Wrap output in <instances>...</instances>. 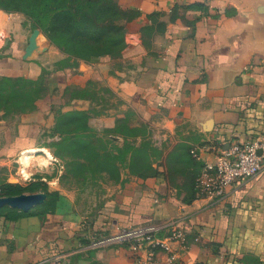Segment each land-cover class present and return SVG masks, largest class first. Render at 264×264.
<instances>
[{
	"label": "crops",
	"instance_id": "crops-1",
	"mask_svg": "<svg viewBox=\"0 0 264 264\" xmlns=\"http://www.w3.org/2000/svg\"><path fill=\"white\" fill-rule=\"evenodd\" d=\"M115 1L130 13L119 53L74 58L63 68L56 62L63 53L39 28L22 12L0 7V76L46 75L31 110L0 119V175L24 171L33 178L36 163L49 161L57 114L93 104L87 94L65 95V87L89 78L110 87L117 107H131L139 118L157 112L177 136L195 130L193 151L180 143L177 152L183 139L169 133L174 141L155 171L122 176L90 219L61 189L50 211H0V264H144L124 245L82 244L86 221L103 232L143 227L161 236L182 227L185 245L157 249L156 264H264V162L218 198L198 196L193 186L202 164L214 158L212 145L264 137V0ZM45 148L48 156H40ZM92 236L90 229L86 237Z\"/></svg>",
	"mask_w": 264,
	"mask_h": 264
},
{
	"label": "rangeland",
	"instance_id": "rangeland-1",
	"mask_svg": "<svg viewBox=\"0 0 264 264\" xmlns=\"http://www.w3.org/2000/svg\"><path fill=\"white\" fill-rule=\"evenodd\" d=\"M84 1L82 0V4ZM85 2L90 3L91 7L95 4V0ZM129 14L126 10L114 21L101 20L99 23L117 22L124 26ZM47 26L50 24L48 23ZM51 34L53 36L54 33ZM116 52L115 50L113 55H116ZM56 62L61 68L77 63L74 58L62 57L56 59ZM114 66L122 68L125 64L116 61ZM75 72L73 69L70 70L71 74L75 75ZM45 78L44 73L37 78L0 77V119H12L21 112L31 110L35 102L33 100H36L40 94V88H45ZM78 94L90 96L92 107L86 112L85 117H81L83 121L80 124L78 123L80 117H72L68 121L67 118L64 119L66 122L64 121L63 126L71 130L68 136L80 135L83 142L77 143L67 139L59 143L51 141L49 144L52 152L48 151L49 156L47 148L43 149V154L40 155L48 156L49 161L43 163L39 161L41 165L36 163L38 172L33 178H24L27 174L22 171L17 173L21 178L18 180L16 174L8 175L3 171L0 179L21 183L22 192L43 191L40 189L43 188V184L48 189L71 191L90 219L89 217L97 213L99 207L103 205L114 184L122 176L132 173L131 170L147 172L157 167L166 149L174 141L169 133L183 139L176 142L177 152L183 146L188 147L190 153L191 140L199 137L195 130H191L185 136H182L183 133L177 136L170 128L159 122L160 117L157 112L151 113L149 118L144 119L137 117L131 107H117L115 98H112V89L103 84L99 85L93 79H87L84 85L71 82L65 87V95ZM63 99L67 97L64 96ZM181 131L182 129L178 130ZM180 143L183 145L180 146ZM26 156L27 153L21 157L24 163H27ZM14 168L15 162L12 164L13 172H15ZM30 181L40 184L31 190Z\"/></svg>",
	"mask_w": 264,
	"mask_h": 264
},
{
	"label": "trees",
	"instance_id": "trees-1",
	"mask_svg": "<svg viewBox=\"0 0 264 264\" xmlns=\"http://www.w3.org/2000/svg\"><path fill=\"white\" fill-rule=\"evenodd\" d=\"M85 1L82 4V0H0V7L8 11L22 12L30 21L31 26H38L50 42L62 51L63 59H90L100 54L113 55L115 50L117 51L116 54L119 53L124 45V26L117 24V22H113V24L99 23V21H114L125 13L126 10L120 8L115 0H95V4L92 7L90 3L87 4ZM48 23L50 26H47ZM49 32H53V36ZM0 77L26 79L22 75H4ZM43 90L44 88H40V94ZM86 112L81 109H71L57 114L55 124L52 128L54 133H51L49 143L51 141L59 143L64 139L82 143L83 140L80 139L82 138L80 135L79 137H75V135L68 136L71 130L68 127H64L63 124L66 118V121H68L72 117H80L79 120H81L79 122L77 121L80 124ZM153 171H155V167L147 172L131 170L132 173L138 175L148 174ZM29 183L32 186L31 190H34L40 184V182L36 181H30ZM42 187L40 189L46 195L42 203L34 205L27 211L4 205L0 207V211H4L6 214L16 215L30 212L44 213L52 210L59 197V191L48 189L45 184ZM22 191L23 186L21 183L0 179V194L9 195ZM90 229L95 236L105 233L103 230L94 229L92 223L86 221L80 228L81 234H79L80 242L84 245H88L91 241L90 238L86 237V233Z\"/></svg>",
	"mask_w": 264,
	"mask_h": 264
},
{
	"label": "built area",
	"instance_id": "built-area-1",
	"mask_svg": "<svg viewBox=\"0 0 264 264\" xmlns=\"http://www.w3.org/2000/svg\"><path fill=\"white\" fill-rule=\"evenodd\" d=\"M2 36L3 41L8 37L6 34ZM212 148L214 158L202 164L194 179V189L198 196L218 198L224 193L228 184L239 177L257 174L263 167L264 137L256 136L243 141L233 140L224 147L218 144L212 145ZM112 223L115 224L116 221ZM197 238L196 236L194 239ZM91 239L88 243L91 247L124 245L144 264H156L157 249L170 250L172 242L178 241L185 245L187 241L185 230L179 226L170 228L164 236L143 227L118 226L113 232L93 235ZM172 259V255H169L168 261Z\"/></svg>",
	"mask_w": 264,
	"mask_h": 264
},
{
	"label": "water",
	"instance_id": "water-1",
	"mask_svg": "<svg viewBox=\"0 0 264 264\" xmlns=\"http://www.w3.org/2000/svg\"><path fill=\"white\" fill-rule=\"evenodd\" d=\"M38 28V27H37ZM45 192H20L16 194L0 195V207L8 205L27 211L36 204L41 203L45 198Z\"/></svg>",
	"mask_w": 264,
	"mask_h": 264
},
{
	"label": "bare ground",
	"instance_id": "bare-ground-1",
	"mask_svg": "<svg viewBox=\"0 0 264 264\" xmlns=\"http://www.w3.org/2000/svg\"><path fill=\"white\" fill-rule=\"evenodd\" d=\"M25 160H27V156L25 157Z\"/></svg>",
	"mask_w": 264,
	"mask_h": 264
}]
</instances>
